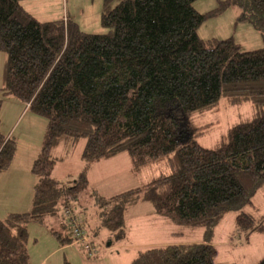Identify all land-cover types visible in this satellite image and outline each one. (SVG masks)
<instances>
[{"label": "trees", "instance_id": "trees-1", "mask_svg": "<svg viewBox=\"0 0 264 264\" xmlns=\"http://www.w3.org/2000/svg\"><path fill=\"white\" fill-rule=\"evenodd\" d=\"M22 1L0 0V52L7 56L0 92L47 127L31 169L37 183L30 211L0 220V264H31L28 225L61 220L65 208L75 213L71 203L87 189L86 174L56 180L53 151L79 140L86 141L81 160L87 165L122 153L135 171L164 164L144 187L97 198L110 244L125 239L124 215L138 202L152 204L155 215L175 226L203 230L201 244L149 248L131 264H215V229L230 213L237 234L248 238L260 230L244 209L264 187V47L242 52L231 38L203 41L197 31L236 6L238 21L264 42V0H226L207 14L194 9L197 0H103L106 34L83 33L72 21L39 22ZM222 99L251 103L254 115L232 126L216 148H203L191 139L185 118L216 111ZM167 104L175 112L167 114ZM15 153V141L0 132V172ZM61 225L64 234L54 235L64 247L73 242Z\"/></svg>", "mask_w": 264, "mask_h": 264}, {"label": "rangeland", "instance_id": "rangeland-1", "mask_svg": "<svg viewBox=\"0 0 264 264\" xmlns=\"http://www.w3.org/2000/svg\"><path fill=\"white\" fill-rule=\"evenodd\" d=\"M225 1L226 0H197L193 4V7L199 14H207L220 8V3ZM58 3H60L58 4V10H61L60 14H55L51 17H46L42 15V13L37 12H34V14L40 20L48 19L62 21L64 15L69 11V16L72 19L71 21L78 25L81 32L87 34L108 33V30L101 26L100 21L103 0H61L58 1ZM49 5L50 4L46 5L44 0L40 4L42 8L47 7V9ZM33 7L35 8V4H33ZM239 15L240 10L238 7L229 6L216 15L207 18L197 31L199 38L203 41L212 39L227 40L231 38L235 43L239 44L242 52L255 51L263 48L264 42L261 34L249 23L239 22ZM6 59V54L0 52V63H6ZM0 97H3L1 93ZM162 108H164L167 114L175 112L176 110V107L172 104H167ZM253 115L254 108L251 103L229 105L226 100L222 99L216 111L192 115L185 118V123L190 127L189 135L193 141L203 148L213 149L220 144L222 137L227 134L232 126L250 120ZM39 121L46 123L44 119H39ZM27 123L34 125V129H36L35 133H39L41 124L39 122H28V118H25L16 132L17 135L22 134L21 127L25 126ZM10 126L11 122L7 121L3 124L2 128L6 129ZM195 129L197 131L194 132ZM185 132L188 133V130L185 129ZM1 133L3 134L2 130ZM4 135L6 136V134ZM85 144V140H79L72 152L68 153V155L66 153V147H64L63 144H60L61 146L59 145L58 150L53 151L56 166L52 176L56 180L60 182H65L67 180L75 181L76 178L80 176L85 163L77 159V155L84 149ZM19 148L24 157H27L28 154L32 152L31 147L24 144H21ZM80 169L81 171H79ZM132 172L134 180H131L132 184L128 185L129 187L108 189L104 186L103 189L95 180L93 183L95 187L88 185L87 189L80 191L77 201L71 203L75 214L83 219L84 224L86 221V230L93 233L95 232L98 237L97 243L100 245V250L96 258L99 257L98 259L100 260L111 254L116 257L118 253H120L119 262L117 259L108 258L102 260V262L100 261V264H131L140 252L152 248L150 246L156 244L169 242H201L203 239V230L201 228H193V232L187 234V230L184 229L185 227L175 226L162 217L155 214L151 215L153 212L149 213V211L144 208L137 210L138 208H133L135 205L138 207V204H135L127 209V211H129L126 222L127 238L124 243L127 242L128 245L131 246L128 249L130 253L125 254L124 251L122 253L121 250L117 249L118 246L124 243L118 244V242H113L114 248L110 249L107 240L109 232L101 227H99L100 229L96 227L99 221V214L102 210V207L98 204L97 198L108 200L110 197L116 194L118 195L121 192L144 187L164 172V164L145 165L140 167L137 171L132 170ZM5 198V196L0 195V218H3L1 212L4 206L9 212H17L11 214L23 212L20 206L27 200L26 194L22 193L15 197L13 203L17 201L16 206L8 204ZM144 203L147 204H142V207H148L153 211L152 204L148 202ZM26 212L27 211H25V213ZM244 212L253 217L256 225H262L260 230L251 233L247 240L243 234H237L236 232L235 214L230 213L225 216L215 229V236L213 239L217 252L214 261L215 264H257L264 257V187L253 197L252 206L244 209ZM138 214L140 215L137 216ZM162 223L166 224L163 226ZM169 227H171L170 232H179L184 236L174 235L173 238L169 234L170 232L167 233ZM27 230V251L32 263L47 259V264H67V262L70 264H89L90 261L96 260L95 257L87 259L82 252L77 250L78 246L70 248L67 251L57 250L59 244L54 234L58 232L64 234L58 216L48 217L42 223H30ZM72 255L74 257H72ZM72 258L76 261L71 260ZM83 259H86L85 261L87 262Z\"/></svg>", "mask_w": 264, "mask_h": 264}, {"label": "crops", "instance_id": "crops-1", "mask_svg": "<svg viewBox=\"0 0 264 264\" xmlns=\"http://www.w3.org/2000/svg\"><path fill=\"white\" fill-rule=\"evenodd\" d=\"M58 1H61V0H51V1L44 0V2H46V5L50 4L48 9H47V7L42 8L40 6V4H41V2H43V0H24L21 2V6L23 7V9L27 13H29L37 21L44 23V22H51L53 20H48V19L47 20H40L34 14V12L42 13V15H45L46 17H51V16H54L55 14H60L61 10L60 11L58 10V4H60V3H58ZM33 4H35V8L33 7ZM51 4H53V5H51ZM53 7H55V8H53ZM71 20L72 19L69 16V11H67V13H66V15H64L62 21H71ZM4 65H5V63H0V90L2 88V83H3ZM0 99L2 100V108H1V112H0V132L2 130L3 135L6 134L7 137L14 139V141L16 143V153H15V156L13 158L11 165L9 166V168L6 171L0 172V195L6 197L5 201L8 202V204L16 206L17 201H15L13 203V201L15 200V197L17 195L22 194V193L26 194L27 200L25 201V203L22 206H20V209H22L21 211H23L20 213H25V211H27V212L30 211L31 205H32V198H33L34 188H35V185L37 183V179L32 174L31 169H32V165H33L34 161L39 156L41 149H42V146H43V143L45 141L47 124L44 123L43 121H39V119H41V118L32 114L29 110V107L24 105L23 103L19 102L18 100L14 99L12 97H2V98L0 97ZM25 118H28V122H39L41 124L40 131L38 134L35 133L36 129H34L35 128L34 125H32L30 123H27V124H25V126L21 127V130H22L21 135L16 134L18 128L21 126V122H23V120ZM7 121L11 122V126L9 128L3 129L2 126ZM21 144H24L26 146L31 147L32 152L30 154H28L27 157H24L22 155V151H20L19 147H21ZM62 144L64 145V147H66L67 155H68V153L72 152L73 148L75 147V145L73 146V145L66 144V143H62ZM18 145H19V147H18ZM58 147L55 148L54 150H58ZM82 151H81V153H82ZM81 153L77 155V159H79V160H81ZM127 156L128 155H126V153H122V154H119V155L114 156V157L109 158V159L100 160L98 162L88 164V165L85 164L84 168L82 169V172H85V174H86L87 184L91 187H95L93 183L96 180L97 183L103 189H104V186L107 187L108 189H112V188L121 189L119 187H126V186L129 187L128 185L132 184L131 180H134V177L132 175V173H133L132 170H134V168H132L133 164L131 162L130 157L129 156L127 157ZM53 171H54V169H53ZM79 171H81V169ZM102 177H103V179H102ZM24 187H25V189H24ZM134 189H132V190H134ZM130 190H127V191H130ZM122 193H124V192H121L119 194H122ZM116 195H114V196H116ZM137 204H138V207H137V205H135L133 208H138L137 210L144 208L147 211H149V213L153 212L151 215L155 214L154 209L152 211L148 207H142L143 206L142 204H147V203L138 202ZM28 207H29V209H28ZM1 213H2L1 216L3 215V218H0V220L4 219L7 215H9L11 213H17V212H9L6 210V207L4 206L3 211ZM128 213H129V211H126V213L124 215V222H125L126 230H127V223L126 222H127ZM139 215L140 214H138L137 216H139ZM152 218H155V217H152ZM85 224H86V221H85ZM165 224L166 223H162L163 226ZM60 225H61V220H60ZM96 227L97 228L100 227L99 221L97 222ZM184 229L187 230V232H186L187 234H191L193 232V230L190 228H184ZM151 230H153V229H151ZM170 231H171V227H169V230L167 231V233ZM87 232L95 240V242H97L98 237L96 236L95 232L93 233L89 230H87ZM148 232H150V231H148ZM176 233H175V231H173V232H170L169 234L172 237L174 235H180L181 237L184 236L182 233H179V232H176ZM214 236H215V234H214ZM249 237L245 238V239L248 240ZM126 238H127V231H126L125 239L118 242V244L124 243ZM108 239H109V237L107 238V240ZM202 242H203V239L201 242H197V243L169 242V243H163V244H156V245H153L150 247L155 248V247H163V246H171V245H193V244H201ZM108 246L110 247V249L114 248L113 243H111V244L109 243ZM212 246L215 248V244L213 242H212ZM75 247H77V245L74 243H71V244L64 246V247L59 246L57 250L58 251H67L70 248H75ZM130 247L131 246H129L128 243L126 242L123 245L118 246L117 249L121 250L122 253L124 251L126 254V253H130L129 252L130 250H128ZM77 250L80 251V249L78 247H77ZM77 254H78V252H77ZM72 257H74V256L72 255ZM98 258H96V260H94V261H90L89 264H100V261L102 262V260L108 259V258L117 259V261L119 262L120 253H118V255L116 257H114L111 254V255H107V256L103 257L100 260ZM71 260L76 261L73 258ZM83 260L85 261L86 259H83ZM30 262H31V264H47V259H43L37 263H32V261L30 259ZM85 262H87V261H85ZM68 264H70V263H68Z\"/></svg>", "mask_w": 264, "mask_h": 264}, {"label": "built area", "instance_id": "built-area-1", "mask_svg": "<svg viewBox=\"0 0 264 264\" xmlns=\"http://www.w3.org/2000/svg\"><path fill=\"white\" fill-rule=\"evenodd\" d=\"M61 221L72 242L78 246L87 258H94L98 255L100 245L89 235L82 218L73 213L71 209L65 208L61 213Z\"/></svg>", "mask_w": 264, "mask_h": 264}]
</instances>
